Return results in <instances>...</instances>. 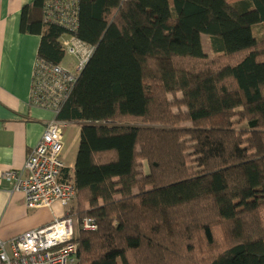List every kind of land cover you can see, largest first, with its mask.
Masks as SVG:
<instances>
[{"label":"trees","instance_id":"1","mask_svg":"<svg viewBox=\"0 0 264 264\" xmlns=\"http://www.w3.org/2000/svg\"><path fill=\"white\" fill-rule=\"evenodd\" d=\"M75 8L94 52L57 118L81 123L70 211L96 226L77 264H264V0ZM47 11L25 4L21 31L61 64Z\"/></svg>","mask_w":264,"mask_h":264},{"label":"built area","instance_id":"2","mask_svg":"<svg viewBox=\"0 0 264 264\" xmlns=\"http://www.w3.org/2000/svg\"><path fill=\"white\" fill-rule=\"evenodd\" d=\"M76 0H47V17L67 28L62 43L67 54L73 55V69L61 64L49 65L38 60L35 73L36 103L59 112L80 73L94 52V46L75 35L78 26ZM49 19V20H50ZM40 96H36V95ZM66 121L50 119L37 146L29 154L23 169L9 168L2 177L13 182L14 190L22 191L29 209L51 206L60 202L69 207L77 196L73 181L61 179L67 165L63 157ZM26 171V173L24 172ZM89 218L79 219L70 210L39 228L30 229L7 241H0V264H77L81 228L94 229Z\"/></svg>","mask_w":264,"mask_h":264},{"label":"crops","instance_id":"3","mask_svg":"<svg viewBox=\"0 0 264 264\" xmlns=\"http://www.w3.org/2000/svg\"><path fill=\"white\" fill-rule=\"evenodd\" d=\"M31 1L0 0V241L63 217L74 203L67 208L57 201L50 207L29 209L24 193L2 177L6 169H23L47 122L57 117L52 108L34 100L41 36L21 31L22 9ZM64 59L61 65L73 69V63L66 64ZM66 122L63 157L67 168L61 179H69L68 172L74 171L80 143L81 123Z\"/></svg>","mask_w":264,"mask_h":264},{"label":"rangeland","instance_id":"4","mask_svg":"<svg viewBox=\"0 0 264 264\" xmlns=\"http://www.w3.org/2000/svg\"><path fill=\"white\" fill-rule=\"evenodd\" d=\"M230 2H234L236 0H229ZM258 30H261V28H259ZM201 39H202V42L204 44V48H205V51H207L208 53H210V37L209 35L207 34H202L201 35ZM71 61V63H68V61ZM76 60V58L73 56V55H70V54H65V59H64V62L66 64H72L74 61ZM75 125V124H73ZM65 129L63 128L62 131H64Z\"/></svg>","mask_w":264,"mask_h":264},{"label":"clouds","instance_id":"5","mask_svg":"<svg viewBox=\"0 0 264 264\" xmlns=\"http://www.w3.org/2000/svg\"><path fill=\"white\" fill-rule=\"evenodd\" d=\"M66 51V50H65Z\"/></svg>","mask_w":264,"mask_h":264}]
</instances>
